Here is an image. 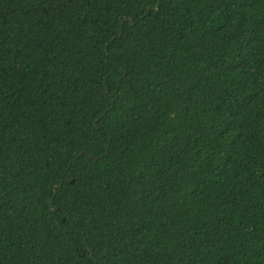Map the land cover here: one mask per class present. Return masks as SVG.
I'll use <instances>...</instances> for the list:
<instances>
[{
  "label": "trees",
  "instance_id": "obj_1",
  "mask_svg": "<svg viewBox=\"0 0 264 264\" xmlns=\"http://www.w3.org/2000/svg\"><path fill=\"white\" fill-rule=\"evenodd\" d=\"M0 264H264V0H0Z\"/></svg>",
  "mask_w": 264,
  "mask_h": 264
}]
</instances>
